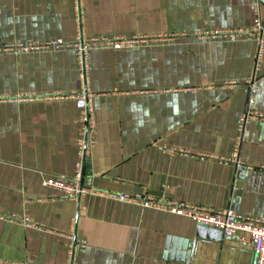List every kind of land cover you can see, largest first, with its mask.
Returning a JSON list of instances; mask_svg holds the SVG:
<instances>
[{
	"label": "crops",
	"instance_id": "obj_1",
	"mask_svg": "<svg viewBox=\"0 0 264 264\" xmlns=\"http://www.w3.org/2000/svg\"><path fill=\"white\" fill-rule=\"evenodd\" d=\"M74 1L0 0V264H254L240 233L107 193L264 219V118L239 141L250 168L228 161L251 87L264 116V0H78L84 38H144L90 49L84 71ZM81 89L96 129L79 214L42 181L75 173Z\"/></svg>",
	"mask_w": 264,
	"mask_h": 264
},
{
	"label": "built area",
	"instance_id": "obj_2",
	"mask_svg": "<svg viewBox=\"0 0 264 264\" xmlns=\"http://www.w3.org/2000/svg\"><path fill=\"white\" fill-rule=\"evenodd\" d=\"M75 6V23H76V38L73 47L76 51V57L78 59V66L81 70L86 68L87 53L90 49L95 47H113V48H130L141 42L144 38L136 37H95L84 38L82 32V9L78 4V0L74 1ZM260 8L261 5L258 1H254L252 4V11L254 13V27L253 31L257 33L255 39L258 41V48L256 54V65L262 58L264 51V25L260 20ZM64 41L57 39L49 45L54 47H61ZM250 95L248 97V103L246 111L243 112L237 121L238 135L235 139V148L232 156L228 161L234 162L236 169H249L250 166L243 160H240L237 154L239 141L241 139L244 125L248 120L255 116L258 118H264L263 115L257 114L252 104L254 102L253 94L254 88H250ZM87 91L84 89L79 90V93L74 94L72 97L75 100V106L79 110V121L81 123V136L78 140V157L79 161L76 164V170L71 177H47L42 181L44 187H49L59 192L61 198L72 199L79 201V214L82 213L83 205H80V201L84 193L88 192V189L82 183V173L85 166V155L87 150L95 144V139L92 133L96 129L95 113L93 108H90L87 103ZM223 160V159H222ZM264 169V167H260ZM113 199L119 201H126L131 203H138L144 208H155L164 212L177 214L180 216L189 217L197 226H205L215 230H220L225 236H232L236 233H240L239 243L241 246L250 245L256 255V264H264V219L257 217H247L231 209L211 210L203 206L190 205L188 203H174L167 198H154V197H142V196H129L121 193H107ZM0 218H4V215H0ZM13 220V218H10ZM24 222L31 226L28 219H23ZM165 264H181L175 262H167Z\"/></svg>",
	"mask_w": 264,
	"mask_h": 264
},
{
	"label": "water",
	"instance_id": "obj_3",
	"mask_svg": "<svg viewBox=\"0 0 264 264\" xmlns=\"http://www.w3.org/2000/svg\"><path fill=\"white\" fill-rule=\"evenodd\" d=\"M84 160H85V159H84ZM85 164H86V160H85ZM191 254H193V252H192V253H189V257H187L188 260L191 259ZM187 256H188V255H187ZM180 258H181V259L186 258V253L182 254ZM255 261H256V255L254 256V261H253L254 264H256Z\"/></svg>",
	"mask_w": 264,
	"mask_h": 264
}]
</instances>
